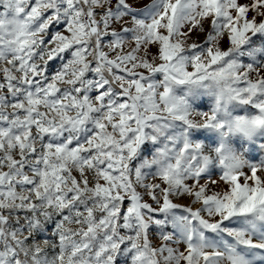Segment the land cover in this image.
<instances>
[{"label":"snow or ice","instance_id":"1","mask_svg":"<svg viewBox=\"0 0 264 264\" xmlns=\"http://www.w3.org/2000/svg\"><path fill=\"white\" fill-rule=\"evenodd\" d=\"M139 2L0 0V264H264V0Z\"/></svg>","mask_w":264,"mask_h":264},{"label":"rangeland","instance_id":"2","mask_svg":"<svg viewBox=\"0 0 264 264\" xmlns=\"http://www.w3.org/2000/svg\"><path fill=\"white\" fill-rule=\"evenodd\" d=\"M149 2H150V0H140L139 6H142L143 4H146V3H149ZM241 2L243 3V2H245V0H241ZM152 51H155V49H152ZM60 63H61L60 60H56L54 62H51L50 66H49V75H51V73L58 68ZM208 103H209L208 98L207 97H202L198 101V106L205 107V106H207ZM208 135L209 134H207V133H202V134H200V136L198 138L204 139V137H206ZM261 142H264V141H257L256 148L253 151V155L256 157L257 160H259L261 158H264V152L259 151V144ZM176 202L180 203V204H187L189 201L187 199H182V200H177Z\"/></svg>","mask_w":264,"mask_h":264}]
</instances>
